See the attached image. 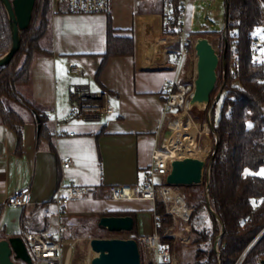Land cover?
Instances as JSON below:
<instances>
[{"label":"crops","instance_id":"1","mask_svg":"<svg viewBox=\"0 0 264 264\" xmlns=\"http://www.w3.org/2000/svg\"><path fill=\"white\" fill-rule=\"evenodd\" d=\"M186 4L183 25L187 34ZM108 16L115 35H133L134 53L109 56L97 74L107 45ZM163 21L161 0H110L108 12L93 14L51 10V52L34 57L30 85L24 90L43 109L44 128L39 132L38 113L25 109L22 150L17 153V135L0 121V239L54 229L61 221L67 226L62 243L69 242L64 264H72L76 240L88 239L89 245L92 237L105 234L74 235L82 218L95 219L98 224L101 216L131 215L133 232L108 233L133 238L159 234L153 217L158 202L114 200L109 187L141 184L142 173L152 162V150L166 136L171 117L164 104L166 81L183 80L190 68L188 60L175 68L174 54L168 50L171 44L161 51L162 59L156 60V48L170 43ZM71 66L83 69L84 74L71 71ZM74 84L104 93L112 112L73 117L70 91ZM65 157L71 158L68 168L61 165ZM60 182L86 186L89 193L65 205L58 216L51 198ZM26 187L31 192L29 204H6L10 194Z\"/></svg>","mask_w":264,"mask_h":264},{"label":"trees","instance_id":"2","mask_svg":"<svg viewBox=\"0 0 264 264\" xmlns=\"http://www.w3.org/2000/svg\"><path fill=\"white\" fill-rule=\"evenodd\" d=\"M173 2L175 10L182 12V0ZM224 7L227 30H237L239 65L234 77L227 72L223 78L221 68L224 61L228 62L229 46H225L229 35L223 34L220 36L223 49L211 100L219 90L221 96L213 104L209 116V106L204 109L194 107L189 111L198 127L208 123L212 135V152L213 149L215 151L212 158V152L209 156L207 190L206 173L201 184L185 185L192 191L189 200L192 213L188 224L195 234L191 241L195 248L193 261L184 264H235L264 227V177L256 174L264 167V84L258 80L261 70L254 64L250 54V33L262 24L264 0H224ZM50 16V0H35L28 27L19 31L18 50L9 63L0 68V121L17 135V153L22 150V128L26 120L24 110L38 113L39 132L47 119L42 113L43 109L25 94L24 89L30 85L34 57L51 52L49 44L47 47L42 44L50 33ZM163 22L164 33L178 31V18L171 25ZM114 32L108 16L107 45L97 74L109 56L134 53L133 35H115ZM207 34L192 33L189 37ZM11 44L9 20L0 0V56L10 49ZM19 86L22 87L21 91L18 90ZM12 99L20 102L23 106L21 111L4 105L5 101ZM256 197L260 198L259 204L254 202ZM155 210L159 215L156 228L161 235L160 244L170 251L173 237L164 235L163 229L171 225L172 218L164 214L162 203H156ZM247 218L249 220L245 221ZM102 231L108 233L106 229ZM216 238L217 251L214 250ZM261 257H264V235L250 247L240 264H259Z\"/></svg>","mask_w":264,"mask_h":264},{"label":"built area","instance_id":"3","mask_svg":"<svg viewBox=\"0 0 264 264\" xmlns=\"http://www.w3.org/2000/svg\"><path fill=\"white\" fill-rule=\"evenodd\" d=\"M188 0H182V12L175 10L173 0H161V9L163 20L166 24L171 25L173 20L178 18L176 25V33H167V41L171 46L168 48L169 52L174 54L173 64L175 68H180L184 65L187 58L196 55L194 50V42L185 38V30L183 25V8ZM51 10L53 12L63 11L70 14H93L108 12L110 8V0H50ZM224 36H228L225 46H228V62L224 61L221 68L223 78L227 72L231 77L236 74V69L239 65L238 49L236 46V33L229 34L227 24L224 26ZM189 44L191 46L189 47ZM250 54L253 62L261 70L259 82L264 84V8L262 9V24L252 29L250 33ZM190 68L181 81L170 79L166 81V93L164 95L165 108L170 111L172 108L178 111L171 112V118L167 122V129L172 130V124L179 120L181 124L191 121L197 129L189 109V101L194 91V79L196 70L194 72ZM71 71L78 75H83L84 71L76 66H71ZM70 95L74 102L73 117H91L92 115H100L101 113H110L112 108L108 104L107 97L102 92H91L86 85L74 84ZM215 98L210 101L208 105L207 114L211 111ZM264 115V107H263ZM203 131L207 127L205 122ZM200 133V132H199ZM164 137L160 147H155L152 150V162L148 169L142 173V182L135 186H110L109 193L112 199H145L154 202L162 203L164 206V214L172 216L175 222H183L186 230L188 229V221L191 217L192 207L188 204L187 198L177 189V186L168 185L165 183V177L171 168V161L178 156H173L172 151L165 146ZM188 148V147H187ZM185 148L183 152H186ZM180 151V150H179ZM188 154L192 151L187 150ZM71 164V158L65 157L61 161L62 168H68ZM208 171V167H207ZM244 176V174H242ZM159 177L163 183L159 184L156 178ZM89 193V188L76 183H69L67 185L60 182L54 189L51 202L57 208V215L60 216L65 205L70 202L79 201ZM31 201V192L29 188H22L12 194L6 199V204L19 207L29 204ZM256 204L260 203V198H254ZM154 219L159 218V215L154 212ZM247 218L245 221H248ZM67 226L58 221L54 229H47L44 231H27L22 235L27 252L33 262L42 261L45 264H64L65 258L63 256L62 248V233ZM264 235V227L255 236L249 247L243 252L242 256L235 264H240L250 247ZM140 248L141 264H166L171 260V253L167 247L160 244L161 235L154 233L150 235H140L135 238ZM259 264H264V257L258 260Z\"/></svg>","mask_w":264,"mask_h":264},{"label":"water","instance_id":"4","mask_svg":"<svg viewBox=\"0 0 264 264\" xmlns=\"http://www.w3.org/2000/svg\"><path fill=\"white\" fill-rule=\"evenodd\" d=\"M9 20L12 44L10 49L0 56V68L6 66L20 46L19 31L28 27L35 0H1ZM227 21L225 20V25ZM153 40L149 38V42ZM170 46V43L159 45L156 48L155 58L162 59L161 51ZM196 53L194 91L189 101V109L194 107L206 108L211 101V95L217 82V67L219 55L209 38L198 36L194 42ZM224 55V54H223ZM221 96L219 90L215 101ZM171 132L167 129L166 136ZM213 149L211 158L214 154ZM206 173V190L209 181V168ZM203 182V171L195 159L190 157L174 158L171 168L165 177L168 185H195ZM208 207L211 210L209 203ZM212 211V210H211ZM213 212V211H212ZM214 213V212H213ZM134 220L131 215H105L98 220V226L109 232L132 231ZM222 233V232H221ZM217 239L214 250L217 251ZM91 255L89 264H141L138 242L133 237H92L89 240ZM33 264L22 236H9L0 239V264Z\"/></svg>","mask_w":264,"mask_h":264},{"label":"rangeland","instance_id":"5","mask_svg":"<svg viewBox=\"0 0 264 264\" xmlns=\"http://www.w3.org/2000/svg\"><path fill=\"white\" fill-rule=\"evenodd\" d=\"M189 2L186 4V30L187 34L185 33V38L190 39L191 41H195V39L198 36H191L189 38V35L194 33H201V32H208L204 37H207L210 39L212 45L214 46L216 52L218 53L219 57L222 53L223 49V41L220 39V36L223 35L224 26H225V7H224V0H188ZM237 30L230 28L229 34L236 33ZM42 44L47 47L49 44L48 37L44 38ZM191 57L187 58L188 62L191 63V71L194 72L193 68H195L196 63V55L193 56V54H190ZM219 69V65L217 67V70ZM18 90L21 91L22 87L19 86ZM26 90V88L24 89ZM26 94V93H25ZM27 95V94H26ZM4 105L6 107L14 108L16 110H22L23 106L20 104L19 101L12 99L10 101H5ZM200 109H204L203 107H199ZM217 110V108H216ZM178 111L176 108L170 109V113ZM191 115V114H190ZM192 117V115H191ZM193 121L194 118L192 117ZM186 117L184 119L185 123ZM195 125L196 122L194 121ZM207 123V122H206ZM197 129H195L193 133V140L190 144L188 142L186 143L184 141V147L187 148L186 152L179 151L180 154L177 156L179 158H185L190 157L194 159L195 153H197V157H200L203 159L204 163L201 167L203 174L207 173V167H208V159L212 152V135L210 133V127L207 123V127L204 131L203 128L206 127L205 123L202 125V127H198L196 125ZM200 132V133H199ZM195 134V135H194ZM162 144V141L159 143V147ZM166 146V145H165ZM169 148V147H168ZM170 149V148H169ZM192 151L191 154H188V151ZM257 175L264 177V167L260 168L257 172ZM157 183L161 184L163 181L159 179ZM178 191H180L186 198L189 204V200L192 196V191L189 190L185 185H179L177 186ZM172 218V216H171ZM95 219L91 218H82L79 223L77 224V227L75 229L74 235H80L82 237L84 236H91L96 233L103 232L101 227L97 226ZM146 227H149L148 223H145ZM188 229L186 230L185 224L183 222H175L172 218L171 225L166 226L163 229L164 235H170L173 237V243L172 247L170 249V253L172 255L171 260L168 264H184L186 261H193V254H194V246L191 244V241L193 240L195 234L191 231L190 226L188 224ZM106 236H114V235H120L127 237L126 233H120V234H112V233H105ZM66 234L64 235V237ZM88 239L86 240H76L72 244V256H71V263L72 264H89V257L91 255L90 246L88 245ZM68 241L65 240L63 244V253H65V250L68 246ZM34 264H44V262L39 261ZM167 264V263H166Z\"/></svg>","mask_w":264,"mask_h":264},{"label":"bare ground","instance_id":"6","mask_svg":"<svg viewBox=\"0 0 264 264\" xmlns=\"http://www.w3.org/2000/svg\"><path fill=\"white\" fill-rule=\"evenodd\" d=\"M195 126L191 121L181 124L179 120H176L172 124L171 132L166 136L165 145L170 148L173 156L180 154V151H183L185 148L184 145L188 142L190 144L193 140V133L195 131ZM195 135V134H194ZM184 141L186 142L184 144ZM197 153L194 155L195 161L198 163L199 167L203 166V159L197 157ZM202 170V169H201Z\"/></svg>","mask_w":264,"mask_h":264}]
</instances>
